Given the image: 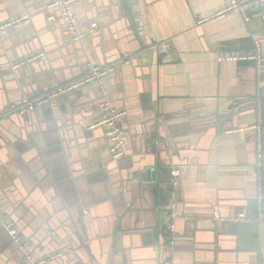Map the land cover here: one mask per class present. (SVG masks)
I'll return each mask as SVG.
<instances>
[{"label":"crops","instance_id":"1","mask_svg":"<svg viewBox=\"0 0 264 264\" xmlns=\"http://www.w3.org/2000/svg\"><path fill=\"white\" fill-rule=\"evenodd\" d=\"M48 1L0 0V24L29 17L0 39V212L20 236L0 226V264H161L169 224L173 264H264V216L250 217L264 38L259 75L220 59L252 52L261 19L223 12L229 0H77L78 29L97 27L74 40L47 20ZM164 39L167 56L153 47ZM126 54L54 107L12 109ZM103 103L124 112L117 159L106 127L91 125ZM240 211L257 234L233 231Z\"/></svg>","mask_w":264,"mask_h":264},{"label":"built area","instance_id":"2","mask_svg":"<svg viewBox=\"0 0 264 264\" xmlns=\"http://www.w3.org/2000/svg\"><path fill=\"white\" fill-rule=\"evenodd\" d=\"M77 0H49L46 8L49 13L46 18L49 21H52L59 17L68 32L74 40H79L83 38L85 35L94 32V29L97 27V23H92L91 27L87 31H80L77 27V15L74 9V5ZM227 11H238L245 22L250 21L253 18H259L262 21V30L261 37L253 36V44L254 48L252 52L246 53L244 55H223L220 57L222 60H250L253 61L256 73L259 75L262 61H263V48H262V39L264 38V0H229L227 6L223 9V12ZM57 16V17H56ZM29 19L28 15H20L12 20H9L5 23L0 24V39L3 40L5 38V31L10 26H15L21 21H27ZM262 38V39H261ZM155 50L161 55L167 56L168 54V39H164L158 43H155L153 46ZM43 53H38L31 57V60L36 59L38 57H43ZM129 61V55H124L119 61L111 64L104 65H96L92 63H88L86 72L76 78L74 80L68 81L54 89H51L44 94L40 95L37 98L27 99L24 98L22 103L12 107V109L18 113H25L26 111L37 107V106H45L48 105L50 107H54L56 104V99L58 96L62 94H66L74 91L75 89L80 88L82 85L96 81L100 83L103 76L107 75L109 72L113 71L116 68L117 64H122L124 62ZM20 63L12 64V68H16ZM102 108L105 109L108 114L105 115L104 118L97 121L93 125H104L106 127L105 135L108 140V147L112 158L117 159L123 154V145L125 143V134L121 130V128L117 124L118 118L124 114L122 111H117L115 109H111L108 103H103ZM262 113L261 106L258 104L257 107V122L253 125V128L257 131V153H258V173H259V182H258V212L256 214L255 219L260 221L262 219L261 213V203L263 201V189L260 182V171L262 168ZM171 174L173 177H178L180 172L178 169L171 170ZM212 218L215 222L220 220V212L218 207H214L212 210ZM233 220L236 222H248L247 216L244 211H240L237 213ZM0 226L5 229L10 235L13 242L18 243L20 240V236L14 226L13 222L8 219L4 214L0 212ZM173 225L169 224L168 228L165 230V239L167 242L165 243L164 256L161 261V264H173L171 261V256L173 253V244L174 241L172 239ZM41 264V263H36Z\"/></svg>","mask_w":264,"mask_h":264},{"label":"water","instance_id":"3","mask_svg":"<svg viewBox=\"0 0 264 264\" xmlns=\"http://www.w3.org/2000/svg\"><path fill=\"white\" fill-rule=\"evenodd\" d=\"M237 63H238V64H253V65H254L253 61H250V60H238ZM92 64H93V63H92ZM119 65H120V64H117V65H116V68H117ZM116 68H115V69H116ZM117 124H118V123H117ZM118 126H119V125H118ZM119 127H120V126H119ZM170 186H172V185H170ZM168 187H169V185H168V186H165V187L163 188V191H166ZM254 204L256 205V201L254 202ZM250 217L255 218L256 215H251ZM234 224H235V225H234L233 231H234L235 229H237V230L239 231V233H243L245 229H250L251 233H256V234H257V223L238 222V223H234ZM10 238H11V237H10ZM14 243H15V242H14ZM15 244L17 245V243H15ZM164 245H165V244H163L162 247H161L162 254L164 253V249H163Z\"/></svg>","mask_w":264,"mask_h":264},{"label":"trees","instance_id":"4","mask_svg":"<svg viewBox=\"0 0 264 264\" xmlns=\"http://www.w3.org/2000/svg\"><path fill=\"white\" fill-rule=\"evenodd\" d=\"M262 113V124L264 126V106L261 110ZM262 168L260 171V182L263 189V201L261 203V213L264 216V127L262 128Z\"/></svg>","mask_w":264,"mask_h":264}]
</instances>
